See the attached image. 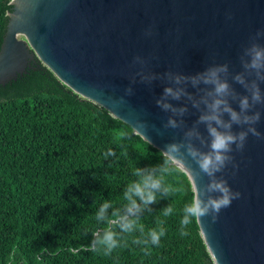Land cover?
I'll list each match as a JSON object with an SVG mask.
<instances>
[{
    "label": "water",
    "instance_id": "95a60500",
    "mask_svg": "<svg viewBox=\"0 0 264 264\" xmlns=\"http://www.w3.org/2000/svg\"><path fill=\"white\" fill-rule=\"evenodd\" d=\"M10 5L0 45V85L24 74L37 59L73 93L105 109L134 135L150 138L149 145L160 152L182 133L161 127L168 114L155 99L165 82H137L134 94L124 96L140 70L133 57L147 59V70L157 74L195 75L225 63L235 74L242 71L243 47L264 29V0H11ZM148 30L151 36H145ZM258 42L264 45V39ZM229 83L243 94L239 85ZM121 96L126 103L114 106ZM257 110L261 121L255 127L264 135V106ZM197 115L190 108L186 123L191 126ZM138 120L145 129L136 128ZM200 131L207 135L203 125ZM231 155L238 168L228 165L217 175L241 197L222 209L215 223L210 216L196 220L200 235L213 264H264V140L249 135L243 151ZM207 182L201 174L197 185Z\"/></svg>",
    "mask_w": 264,
    "mask_h": 264
},
{
    "label": "trees",
    "instance_id": "16d2710c",
    "mask_svg": "<svg viewBox=\"0 0 264 264\" xmlns=\"http://www.w3.org/2000/svg\"><path fill=\"white\" fill-rule=\"evenodd\" d=\"M10 1L0 0V45ZM117 130L128 137L117 142ZM109 149L116 155L104 159ZM162 161L159 150L73 93L36 59L24 74L0 85V264H36L41 248L48 249L43 264H213L196 220L188 236L179 235L178 213L193 196L189 179L179 171L184 192L158 197L141 217L148 229L168 204L177 210L166 219L167 233L151 256L135 246L118 249L112 257L67 251L90 244L99 227L91 218L94 200L97 205L100 197L122 202L123 189L133 179L130 163L143 168Z\"/></svg>",
    "mask_w": 264,
    "mask_h": 264
},
{
    "label": "clouds",
    "instance_id": "9594fccd",
    "mask_svg": "<svg viewBox=\"0 0 264 264\" xmlns=\"http://www.w3.org/2000/svg\"><path fill=\"white\" fill-rule=\"evenodd\" d=\"M151 35V30L145 32V36ZM261 39H264V29L258 30L249 38L248 46L243 47L238 58L242 71L235 74L229 71L227 63L208 66L195 75L173 71L157 74L147 70V59L133 57V65H139L140 70L131 77L124 96L134 94L132 85L137 82L145 85L156 80L165 82L162 94L155 99L156 106L168 114L161 127L165 131L179 130L182 136L179 141L164 145L162 163L143 168L130 163L133 179L124 187L119 205L102 197L98 205L94 200L92 205L96 210L91 218L99 227L92 231L88 246L70 247L67 249L70 254L90 251L97 256L112 257L118 249L135 246L144 256H151L152 250L160 246L167 233L166 219L177 210L173 204H168L159 211L155 226L148 229L141 217L145 211L152 210L150 206L159 201L158 197L162 199L184 192L177 179L178 171L189 179L193 192L191 202L184 204L178 213L181 216L178 228L181 237L189 235L187 228L193 220L200 221V218L210 216L215 223L222 209L240 199L241 193L233 191L228 182L217 174L228 165H232L234 170L238 168L231 153L242 152L249 135L264 140V135L255 127L261 121V111L257 106H264V91L261 89L264 84V45L258 42ZM229 79L243 89V94L236 91ZM189 88L194 92H189ZM124 96L114 101V106L126 103ZM233 104L238 111L232 107ZM190 108L198 113L191 126L185 121ZM201 125L207 135L201 133ZM234 127L240 130L234 131ZM136 128L143 130L146 124L138 120ZM153 130L157 135H163L155 126ZM139 133L146 144L151 143L150 138ZM114 135L117 142L128 137L124 130H117ZM115 155L112 149L103 154L104 159ZM121 155L127 154L122 152ZM188 160L196 165L198 171ZM201 174L208 178V182L198 186ZM47 252L46 248L39 249L34 256L36 264H43V256ZM15 255L16 250L13 249L12 257Z\"/></svg>",
    "mask_w": 264,
    "mask_h": 264
}]
</instances>
